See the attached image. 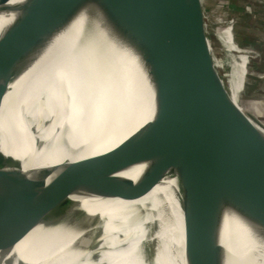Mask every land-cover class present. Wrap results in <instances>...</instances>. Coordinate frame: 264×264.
Listing matches in <instances>:
<instances>
[{
    "label": "water",
    "instance_id": "obj_1",
    "mask_svg": "<svg viewBox=\"0 0 264 264\" xmlns=\"http://www.w3.org/2000/svg\"><path fill=\"white\" fill-rule=\"evenodd\" d=\"M252 8L245 16L264 46V21L253 19ZM84 11L98 20L99 34L49 57L57 37ZM85 75L98 78L90 85L96 99L109 102L111 120L150 118L118 147L70 163L50 180L52 169L25 178L22 163L0 147V264H27L5 256L38 224L30 212L57 222L75 191L132 199L165 177L175 179L183 211L179 264H236L227 238L233 217L248 234L237 242L243 258L248 238L264 245V120L233 98L205 0H63L56 9L48 0H26L0 38V111L13 92V115L41 113ZM139 162L149 167L138 183L117 175ZM11 185L22 190L12 203L15 215L7 203ZM29 187L40 195L41 209H26L22 195ZM157 234L154 222L152 254L160 249Z\"/></svg>",
    "mask_w": 264,
    "mask_h": 264
},
{
    "label": "bare ground",
    "instance_id": "obj_2",
    "mask_svg": "<svg viewBox=\"0 0 264 264\" xmlns=\"http://www.w3.org/2000/svg\"><path fill=\"white\" fill-rule=\"evenodd\" d=\"M25 1L9 0L0 6V38L22 15ZM62 1L48 0L55 9ZM95 19L86 11L82 12L57 37L48 56L56 57L61 51L74 49L84 38H93L95 31L99 34L93 24L98 21ZM228 42L231 43V39ZM244 72L243 60L236 63L232 72H227L228 82L235 102L255 112L243 95L239 77ZM92 77L85 75L81 83L68 86L43 112L29 115L23 120L18 114L12 113L14 93L10 92L6 96L0 111V147L22 163L25 178L39 179L41 170L52 169L50 180L70 163L118 147L149 120V113L119 121L120 124L111 120L114 111L105 99H96L97 92L93 91L94 85H90V82L98 78ZM141 88L146 103L148 86L143 80ZM262 102L261 107L264 109V97ZM148 167L149 162L135 163L117 175L138 183ZM19 187L11 185L7 196V203H10L8 207L12 209L13 215L12 203L21 196ZM34 189L29 187L22 195L29 212L31 208L34 211L39 208L35 204L39 202L40 195L33 192ZM107 197L75 191L69 196L73 204L65 206L63 218L57 222L50 214L30 212L38 224L5 257L27 264H150L140 250L145 241L152 239V224L155 222L161 250L159 246L157 250L154 247V264L183 262L184 234L180 226L183 223V211L178 201L175 179L165 177L137 198ZM99 205H105V208L98 211ZM81 211L85 215L76 217ZM227 224V238L229 242L230 239L234 242L229 244L234 249L236 264H264V245L248 238L251 242L247 240L248 247L243 258L244 253L240 252L237 242L245 238V227L235 217L230 218Z\"/></svg>",
    "mask_w": 264,
    "mask_h": 264
},
{
    "label": "rangeland",
    "instance_id": "obj_3",
    "mask_svg": "<svg viewBox=\"0 0 264 264\" xmlns=\"http://www.w3.org/2000/svg\"><path fill=\"white\" fill-rule=\"evenodd\" d=\"M50 4L52 6V2ZM250 5L255 9L253 19L264 21V0H205L211 39L219 58L226 63L224 70L226 73L232 72L236 63L245 61V72L239 77L243 95L252 104L257 116L264 120V109L261 107L264 97V60H262L264 59V46L263 39L255 32L256 23H252L253 26L250 25L249 19L245 16L247 7ZM262 29L264 31V28ZM229 39L232 45L228 42ZM99 208L98 211L103 210L105 205H99ZM143 254L150 264H154L149 240L143 245Z\"/></svg>",
    "mask_w": 264,
    "mask_h": 264
},
{
    "label": "flooded vegetation",
    "instance_id": "obj_4",
    "mask_svg": "<svg viewBox=\"0 0 264 264\" xmlns=\"http://www.w3.org/2000/svg\"><path fill=\"white\" fill-rule=\"evenodd\" d=\"M142 253L141 254H143V249L142 250H140Z\"/></svg>",
    "mask_w": 264,
    "mask_h": 264
}]
</instances>
